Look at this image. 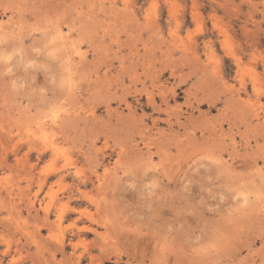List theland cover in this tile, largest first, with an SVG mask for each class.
Returning a JSON list of instances; mask_svg holds the SVG:
<instances>
[{"label":"rangeland","instance_id":"rangeland-1","mask_svg":"<svg viewBox=\"0 0 264 264\" xmlns=\"http://www.w3.org/2000/svg\"><path fill=\"white\" fill-rule=\"evenodd\" d=\"M153 2L0 0V249L264 264V4L163 0L141 24ZM245 33L254 55L233 62Z\"/></svg>","mask_w":264,"mask_h":264},{"label":"snow or ice","instance_id":"snow-or-ice-1","mask_svg":"<svg viewBox=\"0 0 264 264\" xmlns=\"http://www.w3.org/2000/svg\"><path fill=\"white\" fill-rule=\"evenodd\" d=\"M260 3L264 4V0H260ZM118 7L123 9L125 5L121 4L118 5ZM152 8L156 9V16H157L156 22L160 24L163 23V19L161 17L168 12L169 6L166 3H164L163 0H159V3L153 2L152 4H144L141 6V9L137 12V19L140 21L141 24H147L149 22L151 13L150 11H146V10H150ZM248 8L250 11H254L255 5L249 3ZM262 11H264V9H262ZM187 14H188L187 12L184 13V15ZM249 23L252 24L251 19H249ZM259 23H260V31L264 33V16L261 17ZM163 35L164 37H167L169 35L167 28L164 29ZM244 37H248L247 41H245ZM204 39L207 40V37H204ZM221 39L223 40L224 38L221 37ZM238 39L239 42L237 39H233L229 37V39L225 41L224 47L226 49L231 50L228 52V54L232 55L233 62L238 61L241 64L247 63L251 60L252 55H254V51H253L255 48L254 37H252L250 33H245L243 37H239ZM201 47L205 48L206 44H202ZM215 47L217 51H219L221 45L217 44ZM233 50L235 52L234 55H233ZM219 54L220 56H224L225 52H220ZM200 55L204 58L203 62H207L208 57L213 55V53H205L202 51ZM236 57H239V59H237ZM252 67L254 68L256 67V65L252 64ZM262 78H264V70H262ZM247 80L248 77L246 76L245 81ZM239 86L240 85L237 84V87ZM261 100L264 101V91L261 92ZM61 165H64V161L57 162V167ZM76 175H80V173L77 172ZM3 243L5 244V247L3 249H0V251L3 252V255L0 256V264H34V262L31 260H23V258L19 256V250L15 249L14 245L10 241H4ZM112 258L113 259L111 261V264H134V262L132 261L129 255H124L123 257H120L117 254L114 255ZM136 264H138V262H136Z\"/></svg>","mask_w":264,"mask_h":264},{"label":"clouds","instance_id":"clouds-1","mask_svg":"<svg viewBox=\"0 0 264 264\" xmlns=\"http://www.w3.org/2000/svg\"><path fill=\"white\" fill-rule=\"evenodd\" d=\"M34 30L35 31H41V29H39V28H36ZM62 39H63V37L59 33H57V35L53 36L52 42L55 43L57 40H62ZM211 247H214V246H211Z\"/></svg>","mask_w":264,"mask_h":264}]
</instances>
